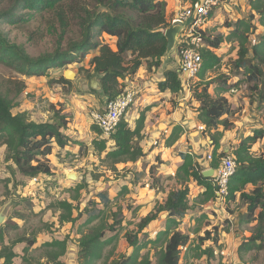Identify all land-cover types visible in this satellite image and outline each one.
Returning a JSON list of instances; mask_svg holds the SVG:
<instances>
[{"label":"rangeland","instance_id":"obj_1","mask_svg":"<svg viewBox=\"0 0 264 264\" xmlns=\"http://www.w3.org/2000/svg\"><path fill=\"white\" fill-rule=\"evenodd\" d=\"M16 1L0 0V33L8 45L21 48L32 61L52 56L57 50V37L60 34L58 24L46 11L41 14L30 12L31 17L26 16L23 21H5L27 13L22 9L14 10ZM182 1L192 5L191 0ZM235 2L232 10L223 11L219 8L221 11H214L213 18L204 26L206 36L214 38L222 35L226 38L237 21L248 18L249 0ZM84 3L87 4V0ZM53 22L57 28L52 30L49 23ZM252 23L256 30L246 44L250 50L264 35V29L256 21ZM80 40V31L71 25L61 39V50H68ZM238 50L237 39H226L214 52L219 63L204 69L202 66L192 83L184 85L182 90L184 94L190 92L191 96L194 87L197 86L200 90L204 82L212 81L208 92L212 96L222 93L226 97L233 110L230 118L223 117L231 125L230 130L224 131L221 136L225 137L222 146L228 151L234 149L235 143L244 136L264 129V105L260 101L264 94V66L249 54L244 67L236 69L234 61L237 60ZM94 54L95 51H90L78 63L58 69L51 68L44 77H24L16 70L0 64V93L10 91L9 97L13 98L15 84L11 83L24 85L22 93L14 98L13 114L24 113L28 120L36 123L49 122L53 108L60 107L70 118L65 132L71 137V142L63 150L54 148L48 157L52 171L49 177L27 178L19 174L8 158L6 147L0 143V214L4 216L0 224V249L8 247L17 255L13 264H28L27 261L29 264H52L46 256L49 251L56 250L46 244L53 241L66 242L65 254L59 259L62 264H110L113 260H122V257H133L131 264H138L144 258H148L152 264L158 263L161 243H149V240L156 239L166 229L167 216L159 215L158 220L147 228L146 237L141 238L142 247L136 252L128 248L124 236L127 232L136 231L139 220L153 210L165 194L179 189L180 182L175 179V175L167 181L163 180V183L159 182L154 186L153 197L151 191H148L152 186V179L147 177L142 180L144 173L140 176L138 167L119 164L115 165V172L109 161L105 160L106 152L99 154L94 150L90 139L93 138L96 126L92 124L91 113L101 112L107 101L105 96L90 88V79L93 77L90 61ZM177 56L175 48L169 56L175 64ZM248 65H255L260 70L261 74L256 82L259 92L252 90L253 84L247 80ZM67 71L73 72L75 77L69 82V89L65 90L56 86L55 81L58 77L64 78ZM97 82L99 83L98 79ZM252 149L256 156H264V139L257 141ZM131 172L137 176L136 186L132 184ZM71 173L76 175L75 181L67 178ZM251 190L250 186L245 188L246 192ZM102 192L108 195L111 203L108 206L98 205L96 209L101 211L99 218H90L85 211L87 203ZM148 192L149 196L144 195ZM61 201L72 204L74 218L82 213L76 222H59L63 211L57 207V203ZM198 201V197L192 200L193 203ZM245 214L246 205L238 197L222 203L215 201L207 212L189 211L177 227L178 231L190 237V246L182 249L179 264H264V250L239 252V247L251 236L256 224L247 223ZM115 220H121V223L114 226L112 232L104 231V244L99 257L90 260L79 258L80 240L101 224L112 225ZM213 228H218L219 236L213 258H198L200 251L211 245L206 242L198 249V238L203 237L205 231L213 232ZM18 240L23 242L17 243ZM28 240L34 241V244L28 247Z\"/></svg>","mask_w":264,"mask_h":264},{"label":"trees","instance_id":"obj_2","mask_svg":"<svg viewBox=\"0 0 264 264\" xmlns=\"http://www.w3.org/2000/svg\"><path fill=\"white\" fill-rule=\"evenodd\" d=\"M191 1L192 5L197 2V0ZM248 6L250 10L248 18L237 21L226 38L222 35L210 38L204 31L199 32L201 41L205 45L200 51L203 69L219 63L220 60L214 52L226 39L238 41L239 50L237 60L234 61L236 69L244 67L249 54L253 60L264 66V35L251 47V50L246 46L252 32L256 30L252 22L256 21L258 26L264 29V0H249ZM16 9L26 10L27 13L18 18L7 15L10 18L5 21L11 23L14 20L23 21L24 17H31L30 12L36 14L49 12L60 31L56 43L57 50L52 56H44L32 61L21 48L8 45L3 34L0 33V64L16 70L24 77H44L47 76V70L78 63L88 52L95 51L90 67L93 77H96L101 85L99 94L105 96L106 102L115 99L128 89L125 82L132 79L143 63L147 64L148 69L158 68L161 65L167 45L164 32L172 26L166 17V3L158 0H87V4L84 0H17L14 6V10ZM49 25L52 30L57 28L54 22ZM71 25L80 31L81 40L63 52L61 39ZM247 72L249 73L247 80L253 84L252 90L258 91L256 82L261 74L259 68L248 65ZM211 82L206 81L200 90L197 86L193 90V98L199 103L197 120L202 126V132L209 136L214 146L209 166L216 170L223 158L233 157L236 168L229 180L228 196L225 201H232L238 197L246 205L245 221L256 223L251 236L239 247V252L262 251L264 250V156H256L252 146L264 139V129L255 130L231 151L227 153L222 151L218 154L222 133L231 128L228 119L223 117L230 118L233 110L222 93L212 96L208 92ZM11 84H15L13 98L9 97L10 91L6 94L0 93V143L6 147L8 158L19 174L27 178L49 177L52 171L48 157L54 147L64 149L71 142V138L65 133L70 118L60 107L53 108L49 122L36 123L28 120L24 113L13 114L14 98L22 93L24 85ZM55 85L68 90L71 83L63 77H58ZM158 89L160 92L179 93L182 86L178 73L175 70L166 71L164 81L158 84ZM260 101L264 105V94L260 97ZM125 119L126 117H122L118 121L114 132L107 139L102 137L97 127L93 129L99 138L92 142L94 150L99 154L106 152L105 160L109 161L111 169L115 172V165L135 164L144 157L139 144L142 139L144 114L140 115L134 129L128 126ZM181 159L183 163L174 176L180 182V188L170 191L163 202L157 203L153 211L139 220L136 231L127 232L124 236L128 248L136 252L142 247L141 238L146 237L145 229L158 220L159 215L167 214L166 229L159 233L156 239L149 240V243H161L157 264H179L182 249L190 246V237L178 231L177 227L186 214L194 209V204L204 205L209 201H215L212 178L202 175L201 167L192 156L184 154ZM191 183L204 188L205 191L198 196V202L190 205L188 198L191 193L189 187ZM247 186L252 188L250 192L245 191ZM110 203L108 195L102 192L87 203L85 211L90 218H99L101 211L96 207L108 206ZM57 207L63 211L59 217L60 223H74L82 214L79 213L74 218L72 216L74 208L68 201L57 203ZM118 215H121V211ZM121 220L113 221L112 225L101 224L84 236L78 246L79 258L87 260L98 258L104 244L102 241L104 231H114V226L120 225ZM213 232L205 231L204 236L198 238L200 242L198 249L206 242L211 244L210 247L200 251L198 258L201 256H205L207 260L213 258L214 247H218L219 244L218 228H213ZM0 240H2L1 230ZM16 242L22 243L23 240ZM33 244L34 241L28 240V247ZM46 245L56 250L47 253L48 261L52 264H62L59 259L65 254L66 242L53 241ZM16 257L17 255L8 247L0 249L1 264H13V259ZM132 262L133 257L126 259L122 257V260H113L110 264ZM27 263L29 264L28 261ZM138 264L152 263L148 258H144Z\"/></svg>","mask_w":264,"mask_h":264},{"label":"crops","instance_id":"obj_3","mask_svg":"<svg viewBox=\"0 0 264 264\" xmlns=\"http://www.w3.org/2000/svg\"><path fill=\"white\" fill-rule=\"evenodd\" d=\"M159 1L166 3V17L173 25L179 10L189 6L188 3H184L182 0ZM235 3V0H230L227 5L222 7L223 9H220L223 11L224 9L226 11L232 10L235 7ZM220 9L218 11H221ZM175 65L172 59L166 56L162 59L161 65L158 68L152 67L148 69L147 64L143 63L132 79L125 82L128 89H134L136 92L135 104L130 107L126 114L125 120L128 126L134 129L140 115L144 114V125L141 132L142 139L139 143L143 150L144 157L137 163L131 165L138 167L140 176L144 173L143 177H141L142 180L147 177L152 179V190L150 188L148 191H151L150 193H152L153 197L155 196L154 186L158 185L159 182L163 183V180L167 181V179L176 174L178 168L183 163L181 159L182 155L187 154L192 156L203 172L209 167V163L206 161L207 155L212 156L214 152L211 139L202 132V126L197 120L199 103L195 101L193 95L190 96V92L184 94L182 91L184 90L183 87L177 94H173L170 91L160 92L158 89V84L164 81L165 72L176 70ZM187 104L189 107H186ZM68 137L70 136L68 135ZM221 138L220 148L217 153L221 151L227 153L229 152L228 149L222 146L225 137ZM94 139L99 138L93 131V138H91L90 141L93 142ZM241 140L242 138L235 143L236 147ZM125 177L126 175L124 177L122 176L121 179ZM131 178L132 184L136 186V174L131 172ZM189 186L191 187L190 196L193 192L192 197L189 199L191 205L194 204L192 200H195L201 195L205 189L198 187L195 183H191ZM130 187L132 188L131 184ZM150 193L148 192L144 195L149 196ZM166 197L167 195L165 194L164 198L160 200L159 203L163 202ZM213 202L215 201H209L204 205L194 204V209L190 212H207L209 206H211ZM161 215L166 216L167 214ZM147 228L144 231L145 235Z\"/></svg>","mask_w":264,"mask_h":264},{"label":"built area","instance_id":"obj_4","mask_svg":"<svg viewBox=\"0 0 264 264\" xmlns=\"http://www.w3.org/2000/svg\"><path fill=\"white\" fill-rule=\"evenodd\" d=\"M230 0H197L196 4L181 8L176 15L174 25L182 26L175 46L176 72L182 87L192 83L202 68L201 49L205 47L200 38L201 31L210 20L215 10L227 5ZM136 100L134 89H125L115 99L105 103L102 112H92V124L100 131L103 138H109L114 132L118 121L126 114ZM212 157L207 155L206 161L210 164ZM233 157H225L221 160L218 169L213 170L212 185L215 201L225 202L228 196V184L235 172ZM211 170L210 166L204 171Z\"/></svg>","mask_w":264,"mask_h":264},{"label":"water","instance_id":"obj_5","mask_svg":"<svg viewBox=\"0 0 264 264\" xmlns=\"http://www.w3.org/2000/svg\"><path fill=\"white\" fill-rule=\"evenodd\" d=\"M181 31H182V26H180V25H172L170 28L165 30L164 36H165L166 42H167L166 53H165L166 57H169L171 55V53L174 51L175 46L178 42V35L181 33ZM74 77H75V74L71 71H67L64 74V79L68 82H70ZM90 88H91V90L95 91L96 93L101 92V85H100V83L97 82L96 77H92L90 79ZM202 175L204 177L212 178L214 175V171L212 169L208 170V171H203ZM67 178L71 181H75L77 179L76 175L72 174V173L68 174ZM3 219H4V216L2 214H0V224H1Z\"/></svg>","mask_w":264,"mask_h":264},{"label":"bare ground","instance_id":"obj_6","mask_svg":"<svg viewBox=\"0 0 264 264\" xmlns=\"http://www.w3.org/2000/svg\"><path fill=\"white\" fill-rule=\"evenodd\" d=\"M69 75V74H68ZM70 76V75H69Z\"/></svg>","mask_w":264,"mask_h":264}]
</instances>
